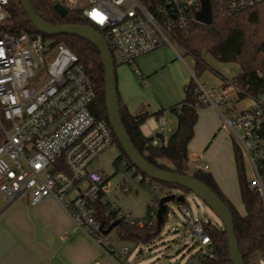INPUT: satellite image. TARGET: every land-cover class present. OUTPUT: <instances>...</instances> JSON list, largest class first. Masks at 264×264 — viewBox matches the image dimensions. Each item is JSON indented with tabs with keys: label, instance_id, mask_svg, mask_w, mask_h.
Here are the masks:
<instances>
[{
	"label": "built area",
	"instance_id": "obj_1",
	"mask_svg": "<svg viewBox=\"0 0 264 264\" xmlns=\"http://www.w3.org/2000/svg\"><path fill=\"white\" fill-rule=\"evenodd\" d=\"M67 9H79L82 16L104 37L115 64L133 65L136 59L160 47L174 46L178 33L187 34L201 24L196 14L201 0H55ZM264 0H210L211 14H232ZM8 0H0V22L7 16ZM213 10V12H212ZM95 14V15H94ZM134 74L140 75L137 68ZM195 93L201 106L216 110L222 126L229 132L247 164L248 187L264 199V93L248 97L244 107L237 103L236 88H210L195 77ZM231 87V88H230ZM95 90L78 57L64 44L27 32L8 34L0 30V193L9 201L21 194L34 205L47 196L54 198L106 256L90 264H122L128 253L122 245L121 222L142 227L156 219L160 199L157 181L143 174L125 159L118 161L128 172L123 191L137 182L150 185L152 198L144 206V216L131 218L111 202L110 188L101 170L90 168L105 149L114 143L108 121L91 110ZM196 105V107H200ZM231 113L230 115H227ZM158 131L167 129L164 116L157 117ZM166 140L162 141L165 144ZM200 171L207 172L203 164ZM124 176V171H121ZM150 196V193H149ZM106 205L107 230L98 217V205ZM188 219L192 239L181 264H225L218 261L214 245L203 222L195 221L187 208H180ZM118 255V257H116Z\"/></svg>",
	"mask_w": 264,
	"mask_h": 264
},
{
	"label": "trees",
	"instance_id": "obj_2",
	"mask_svg": "<svg viewBox=\"0 0 264 264\" xmlns=\"http://www.w3.org/2000/svg\"><path fill=\"white\" fill-rule=\"evenodd\" d=\"M36 14L43 20L52 24H78L90 26L97 30L81 14L79 9H68L64 16L58 15L53 10L55 0H29ZM7 16L0 22V30L8 34L27 32L31 35H39L44 39H51L52 44L62 43L67 46L83 65L95 90L94 102L91 110L95 116L107 121L105 109L104 69L100 54L96 47L85 39L76 35L57 34L49 36L35 29L27 19L19 0H8L5 7ZM213 12V10H212ZM177 47L182 56H189L193 61V72L196 78L205 70L213 71L223 81L222 86L233 85L236 88L237 99L248 97L257 98L264 93V1L250 8L236 11L232 14L217 15L212 13V23L209 25L195 24L187 34L178 33L175 36ZM208 58L221 63H233L240 68L239 73L226 80L220 73L214 71ZM116 67V64H115ZM117 88V86H116ZM120 117L124 128L137 151L151 164L179 174H187L188 144L193 137L194 127L198 119V110L203 107L195 93V83L192 78L183 86V97L175 105L169 107V111L175 115L176 127L168 136L165 144L156 145L153 137H146L140 130L141 123L149 115L148 112H140L132 115L121 103L117 90ZM200 105V107H196ZM161 110L155 112L158 116ZM264 119V106H262ZM114 142L119 146L114 135ZM121 150V148H120ZM232 153L235 172L238 180L239 196L244 207L243 214L239 213L230 199L221 191L215 179L210 173L200 170L194 171L192 177L208 185L224 202L232 214L233 229L239 251L244 264H249L252 256L264 259V199L254 190L248 187L245 176L244 161L238 147L232 141ZM127 157L121 150V154L115 159V163ZM163 160L170 162V165ZM129 162V161H128ZM261 172L264 174V163ZM162 196L175 194L183 195L188 191L184 187L171 183H163ZM176 189L181 193H173ZM178 205H184L183 201L173 200ZM98 205L99 215L103 227L110 225L105 216L106 205ZM162 222L157 221L151 226L131 225L121 222L117 229L121 232V239L128 241L148 242L158 234L163 225L167 206ZM208 224V225H207ZM205 225V231L210 236L214 245L218 261L231 264L226 243L225 232L221 225Z\"/></svg>",
	"mask_w": 264,
	"mask_h": 264
},
{
	"label": "crops",
	"instance_id": "obj_3",
	"mask_svg": "<svg viewBox=\"0 0 264 264\" xmlns=\"http://www.w3.org/2000/svg\"><path fill=\"white\" fill-rule=\"evenodd\" d=\"M175 56V52H149L136 59L127 69L130 73L116 78L120 101L128 112L132 115L149 113L141 123L140 130L144 136L153 137V143L156 145L162 144L174 131L176 118L168 109L182 99L183 86L193 72L191 57L187 56L191 59L188 64ZM207 62L211 67L209 59ZM232 66L234 67L229 76L211 68L229 80L240 71L238 65ZM134 68L140 71V75L134 74ZM163 68L167 72V84L172 89L157 95L155 91L153 93L149 90L148 86L153 85L152 75ZM222 83V80L216 79V87L213 88L218 89ZM233 105L236 106L231 101L227 104L228 107ZM159 110V115L164 116L167 125V129L162 133L158 131L157 125L159 115H154ZM207 173L213 176L221 191L229 198L219 185L217 174L209 172V167ZM101 255L100 248L83 231L74 227L68 214L51 196L44 197L32 205L29 196L24 193L12 201L7 200V204L0 208V264H90L100 259ZM249 264H264V259L252 256Z\"/></svg>",
	"mask_w": 264,
	"mask_h": 264
},
{
	"label": "rangeland",
	"instance_id": "obj_4",
	"mask_svg": "<svg viewBox=\"0 0 264 264\" xmlns=\"http://www.w3.org/2000/svg\"><path fill=\"white\" fill-rule=\"evenodd\" d=\"M77 0V3H81ZM174 49L181 54V50L174 46ZM158 53L164 51L170 54L174 50L170 47H160L154 50ZM155 53V52H154ZM176 57V56H175ZM182 59L190 64L191 59L182 56ZM211 67L229 76L233 64L218 62L208 58ZM130 66L127 64H116L115 73L117 76L130 73ZM132 72V70H131ZM133 73V72H132ZM153 85L149 87L157 95L169 92L172 87L167 84L168 77L165 68L160 69L152 75ZM201 82H207L208 87L214 86V81L221 80L211 70H205L198 76ZM147 86V85H146ZM247 99H240L237 108L244 107ZM228 113L227 115H230ZM219 115L215 109L209 106L201 107L198 110V119L194 127V134L188 144V162L187 174L200 170L203 164H207L209 172H215L223 191L229 196L232 204L243 214L244 207L240 200L238 180L235 172L234 159L232 153L233 138L229 132L222 126ZM121 154L119 146L114 142L90 164V168L101 170L105 176L106 184L109 185L111 202L115 203L121 210L128 213L131 218H141L144 216V206L148 199L152 198L151 187L148 184L137 182L134 187L123 191L121 186L127 183L128 172L120 169L115 159ZM170 165V162L163 160ZM245 176L249 178L250 172L247 164L244 162ZM124 171L125 178L121 175ZM159 194L162 195L163 183L158 182ZM173 193H181L172 189ZM150 193V196H149ZM185 202L182 207L187 208L189 215L195 221L203 222L205 225L209 220L212 225H221L220 219L203 203L197 196L191 192L184 194ZM7 204V200L0 193V208ZM167 215L158 234L148 242L123 240L122 245L128 248V253L120 257L122 264H181L192 245V239L182 241L183 236L188 235V219L182 214L181 205L176 204L173 200L166 202ZM208 225V224H207ZM118 257V255H116ZM106 256L101 255L100 260L105 262ZM115 264V263H111Z\"/></svg>",
	"mask_w": 264,
	"mask_h": 264
},
{
	"label": "water",
	"instance_id": "obj_5",
	"mask_svg": "<svg viewBox=\"0 0 264 264\" xmlns=\"http://www.w3.org/2000/svg\"><path fill=\"white\" fill-rule=\"evenodd\" d=\"M19 2L27 16V19L40 33L49 36L57 34L76 35L87 40L96 47L100 54L104 69L105 109L107 121L128 161L151 179L161 183H171L184 187L205 203L221 221V226L226 236L229 260L231 264H244L243 257L239 251L234 234L232 214L217 194L208 185L197 180L191 175L167 171L151 164L132 144L120 117V105L116 88L115 63L102 34L98 30L86 25L49 23L36 14L29 0H19ZM53 10L60 16H64L68 11V9L59 2H56L53 5ZM196 19L204 25L212 23L210 0H201V8L196 14ZM174 199L177 201H183L184 196L170 194L160 197L158 209L156 211L158 225L162 222V216L166 210L165 203ZM209 222L210 221L208 220L207 223ZM118 224L119 220L113 221L107 230Z\"/></svg>",
	"mask_w": 264,
	"mask_h": 264
},
{
	"label": "snow or ice",
	"instance_id": "obj_6",
	"mask_svg": "<svg viewBox=\"0 0 264 264\" xmlns=\"http://www.w3.org/2000/svg\"><path fill=\"white\" fill-rule=\"evenodd\" d=\"M95 15V14H94Z\"/></svg>",
	"mask_w": 264,
	"mask_h": 264
}]
</instances>
